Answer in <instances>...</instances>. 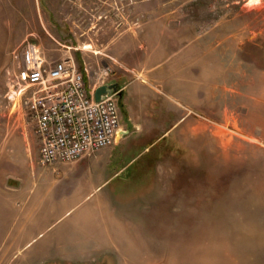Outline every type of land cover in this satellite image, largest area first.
I'll list each match as a JSON object with an SVG mask.
<instances>
[{"label":"rangeland","instance_id":"rangeland-1","mask_svg":"<svg viewBox=\"0 0 264 264\" xmlns=\"http://www.w3.org/2000/svg\"><path fill=\"white\" fill-rule=\"evenodd\" d=\"M8 1L3 13L18 25L12 41L0 44L2 193L9 174L26 182L41 165L34 122L14 93L23 50L35 45L48 63L72 56L91 85L105 68L108 80L127 84L130 122L121 115L130 134L106 155L80 162L113 167L141 158L128 171L136 176L130 185H144L139 170L157 164L158 198L139 205L138 228L150 249L142 264H264V0ZM181 84L183 108L171 96ZM174 105L187 116L177 130ZM23 205L16 201L14 213ZM6 206L0 202L4 216ZM51 255L0 250V264H74ZM102 258L94 263L121 264Z\"/></svg>","mask_w":264,"mask_h":264},{"label":"crops","instance_id":"crops-1","mask_svg":"<svg viewBox=\"0 0 264 264\" xmlns=\"http://www.w3.org/2000/svg\"><path fill=\"white\" fill-rule=\"evenodd\" d=\"M7 1L0 0V44L12 41V28L18 25L13 23L10 15L3 13L8 11ZM3 28H10L9 34L2 31ZM178 86H181L178 88L180 94L171 95L177 100L186 95L183 84ZM251 99L253 97L246 94L247 114L251 111L248 103ZM179 101L181 107L187 104L183 100ZM173 109L177 116L178 113L180 115L173 121L175 125L171 130L177 129L187 117L177 106L174 105ZM105 150L93 155L104 156ZM133 160L113 167L109 162L82 164L81 159L50 166L33 165L29 172L31 179L26 182L9 174L8 190L2 193L0 188V202L7 205L5 216L0 214V218L5 217L0 250H35L47 259L53 254L74 264H98L100 257L104 256L101 260L109 258L118 259L121 264H142V259L150 258V249L138 228L141 218L139 205L140 202L149 204L153 198L157 200L159 184L157 173L153 175L154 178H148L145 185L127 183V179L136 177L128 172ZM110 170L112 173L108 174ZM117 179H121L124 184L111 186ZM59 192L62 193L59 195ZM16 201L24 205L14 213ZM55 224H58V228L54 233L39 239ZM2 225L0 223V227ZM15 225L19 229L12 237L10 233ZM38 239L41 242L34 247ZM96 260L98 263H94Z\"/></svg>","mask_w":264,"mask_h":264},{"label":"built area","instance_id":"built-area-1","mask_svg":"<svg viewBox=\"0 0 264 264\" xmlns=\"http://www.w3.org/2000/svg\"><path fill=\"white\" fill-rule=\"evenodd\" d=\"M23 51L16 82L19 93H14L34 122L41 165L75 162L118 143L124 130L118 92L99 102L94 99L110 68L99 71L98 83L91 85L72 56L48 63L35 45Z\"/></svg>","mask_w":264,"mask_h":264},{"label":"water","instance_id":"water-1","mask_svg":"<svg viewBox=\"0 0 264 264\" xmlns=\"http://www.w3.org/2000/svg\"><path fill=\"white\" fill-rule=\"evenodd\" d=\"M126 88H127V84L126 83L125 84H120L115 79L107 80L104 84H102V85H100V86H98L96 88V90L94 92V99H95L96 102H99V101L105 99L107 96H110L113 93L118 92L117 96L119 98V106H120V109L123 112V114H125L126 123L128 124L130 122V120H129L128 115L125 113V108H124V104H123V97H124V94L126 92ZM175 130H177V129H175ZM130 132H131V130L129 128H127V129L125 128L121 132L118 141H120L124 136L129 135ZM166 140H167V138H165L164 140H160L159 143L152 145V147H150V148L147 147V149L149 150V152L147 154H151L152 152H154L156 154L157 146L161 145L163 143V141H166ZM153 158H151V159H153ZM138 160L133 161V166L138 165L137 162H139L141 160V158H140L139 161ZM156 167H157L156 163L154 164V163L146 162L145 165H143V167H142V171H140V172H145L146 173V175L143 174V178L144 179L145 178L146 179L154 178L153 175L156 174Z\"/></svg>","mask_w":264,"mask_h":264},{"label":"bare ground","instance_id":"bare-ground-1","mask_svg":"<svg viewBox=\"0 0 264 264\" xmlns=\"http://www.w3.org/2000/svg\"><path fill=\"white\" fill-rule=\"evenodd\" d=\"M85 49H92V46L91 45H88V46L85 47Z\"/></svg>","mask_w":264,"mask_h":264}]
</instances>
